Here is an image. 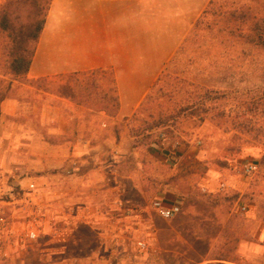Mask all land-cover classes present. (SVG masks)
Instances as JSON below:
<instances>
[{
	"label": "crops",
	"instance_id": "1",
	"mask_svg": "<svg viewBox=\"0 0 264 264\" xmlns=\"http://www.w3.org/2000/svg\"><path fill=\"white\" fill-rule=\"evenodd\" d=\"M212 1L53 0L25 79L33 82L111 70L120 96L117 116L93 112L73 97L47 92L33 103L42 127L17 126L11 136L6 132V119L17 116L21 96L0 104V137L24 139L29 169L35 177L43 173L40 177L49 189L45 201L63 206L80 203L83 197L70 195L74 184L103 192L108 188L110 203L124 205L126 220L139 216L147 224L146 239L139 244L157 257L147 264H261L264 258V221L255 205L240 200L246 189L239 171L220 167L210 158L206 164L194 141L176 151L157 143L136 148L129 132V119ZM55 137L59 142H51ZM88 154L91 164L85 162ZM199 166L207 167L203 175H199ZM223 183L233 187L229 195L221 190ZM196 185L202 187L204 200ZM201 199L205 210L197 203ZM144 200L148 205H143ZM155 200L168 206L178 204L183 212L172 220L162 219L150 205ZM202 227L208 235L199 232ZM121 233L110 231L114 240L110 264H136L130 261L132 246L122 249L120 245L133 231ZM232 240L231 256L227 248ZM200 243L207 251L200 260H193L190 255L198 253Z\"/></svg>",
	"mask_w": 264,
	"mask_h": 264
},
{
	"label": "rangeland",
	"instance_id": "2",
	"mask_svg": "<svg viewBox=\"0 0 264 264\" xmlns=\"http://www.w3.org/2000/svg\"><path fill=\"white\" fill-rule=\"evenodd\" d=\"M6 1L0 0V5ZM200 21L129 119L133 146L149 148L157 143L176 151L194 141L206 164L210 158L232 172L247 161H259L261 174L243 181L246 190L240 200L255 205L264 221V0H213ZM5 60L0 50V104L9 82L8 98L20 95L22 101L17 116L6 119V132L11 136L17 126L42 127L33 103L47 92L73 97L93 112L104 111L111 117L119 112L120 96L111 70L31 82L10 76ZM23 140L0 137V264H110L114 241L110 231H121V236L133 231L120 244L122 249L132 246L130 261L147 264L157 260L148 254L149 248L139 244L146 239L147 224L139 216L126 220L124 205L110 203L108 188L103 192L74 184L70 195L83 197L80 203L63 206L45 201L49 189L40 177L43 173L35 177L29 169L30 155ZM51 142H59V137ZM85 158L92 163L91 154ZM198 170L203 175L207 167ZM126 171L123 166L124 175ZM31 184L36 191L30 190ZM195 187L204 200L202 187ZM203 200L196 201L205 210ZM148 202L144 200L143 205ZM31 229L37 230L34 240L27 236ZM199 232L209 234L206 227ZM206 249L200 243L198 253L190 257L200 260ZM227 250L232 256L233 240Z\"/></svg>",
	"mask_w": 264,
	"mask_h": 264
},
{
	"label": "trees",
	"instance_id": "3",
	"mask_svg": "<svg viewBox=\"0 0 264 264\" xmlns=\"http://www.w3.org/2000/svg\"><path fill=\"white\" fill-rule=\"evenodd\" d=\"M52 2L53 0H7L0 5V50L6 58L5 68L14 79L25 78L31 70ZM206 13L207 10L203 15ZM11 85L12 82L6 85L1 101L8 98Z\"/></svg>",
	"mask_w": 264,
	"mask_h": 264
},
{
	"label": "built area",
	"instance_id": "4",
	"mask_svg": "<svg viewBox=\"0 0 264 264\" xmlns=\"http://www.w3.org/2000/svg\"><path fill=\"white\" fill-rule=\"evenodd\" d=\"M164 138H165V136L162 135V139H164ZM199 145H200V143H199ZM261 170H262V166L260 165V163L253 161V160H250V161H247V162L242 164V166L239 170V175L244 180L252 181L256 176L261 174ZM29 188L32 192L36 191L35 184H31ZM230 188L231 187L228 186L227 184L221 185L222 191H229ZM152 208L159 217H161L162 219H165V220H172L182 212V207L180 205L176 204V205L168 206L162 200H155L152 204ZM242 210L246 211L247 207L243 206ZM27 236L31 240L36 239L37 238V230L31 229L28 232Z\"/></svg>",
	"mask_w": 264,
	"mask_h": 264
}]
</instances>
